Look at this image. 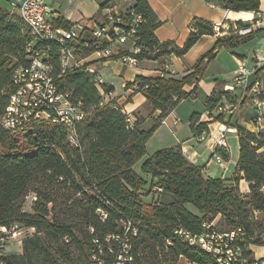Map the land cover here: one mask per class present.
<instances>
[{
	"label": "trees",
	"instance_id": "16d2710c",
	"mask_svg": "<svg viewBox=\"0 0 264 264\" xmlns=\"http://www.w3.org/2000/svg\"><path fill=\"white\" fill-rule=\"evenodd\" d=\"M213 1L225 11L260 14L258 0ZM110 2L101 4L100 10L111 6ZM131 9L141 18L134 42L140 48L134 55L138 62L158 61L164 65L170 56L183 57L202 36L217 35L213 24L193 19L182 47L173 41L160 43L154 31L161 22L148 0H135ZM255 21H237L235 34L217 37L190 74L135 77L127 85L138 83L137 91L153 111L159 112L147 131L137 121L129 123L122 107H99V91L92 75L86 72V65L56 77L59 91L68 93L70 101L79 104L84 113L75 126V141L70 143L69 131L50 122L36 123L22 137L2 127L1 117L14 92L12 73L28 65L25 46L29 40L16 13L0 7V227L16 224L18 229L33 231L21 240V254H1L0 264H178L180 259L189 264H215L210 255L190 246L175 232L184 230L199 235L204 231L203 225L216 219L214 229L219 223L225 228L219 232L242 231L244 240L237 244L246 257L252 255L249 246H264L260 239H253L256 234H264V223L255 217L264 215V133L238 127L230 121L234 114L216 112L223 101L235 103L238 99L241 110L250 103L247 94L233 96L230 92L213 91L205 100L209 114L215 113L213 121L236 129L238 159L232 179L205 176L202 167L190 162L178 145L143 159L146 143L160 122L181 101L195 96L205 66L217 51L250 39L256 31L246 36L237 35V31ZM54 26L64 30L72 27L61 17L54 19ZM88 38L89 33L85 32L73 44L77 57L93 53L91 43L84 46ZM50 56L52 74L57 76L55 44H50ZM121 56L132 54L123 52L105 61ZM262 76L264 67L254 78L260 80ZM190 86L191 91L185 92L184 88ZM105 91L113 89L105 87ZM206 126L207 123L199 124L194 135L206 132ZM218 152L227 160V152ZM141 160L136 171L134 167ZM239 180L247 183V193H240ZM29 195L35 200L31 213H24L22 208Z\"/></svg>",
	"mask_w": 264,
	"mask_h": 264
},
{
	"label": "built area",
	"instance_id": "2783aa9c",
	"mask_svg": "<svg viewBox=\"0 0 264 264\" xmlns=\"http://www.w3.org/2000/svg\"><path fill=\"white\" fill-rule=\"evenodd\" d=\"M123 1L127 4L124 9L115 4L103 9L104 15L101 22L91 30L86 29L83 25H75L68 30L56 28L54 26L55 18L52 10L46 4V0H26L10 10L16 13L22 23L23 33L29 40L25 46V57L28 65L13 70L11 82L14 92L9 95L1 117V125L4 129L13 135L22 137L36 123L50 122L65 127L70 133V143H74L75 126L84 118V113L79 104L70 101L68 93L63 94L59 91L55 79L75 68L84 67L85 64L77 60L73 44L79 41L85 32L89 33V38L88 41L84 40V46L87 47L88 44H92L93 53L91 56H94L97 61H105L111 57L112 48L131 43V50L128 53L132 56H121L120 60L127 67H137L138 60L134 55L140 52V48L135 47L134 42L137 40L136 33L141 18L134 14L131 9L135 0ZM210 6L214 7L213 5ZM253 24L239 29L237 35L251 34L254 31ZM220 28H222L220 23L213 24V30L217 35ZM50 44L56 45L59 59V74L57 76L52 74ZM171 68L170 65L164 64L159 71V77L173 74ZM85 70L92 75L99 91V107L116 106L113 91H105L106 84L96 71L88 66ZM250 76L251 74L245 67L239 64L235 72L234 87L230 92L236 90L240 91L242 96L247 94L249 104L258 113L257 121L264 126V91L259 80H255L249 87L247 86ZM138 87V83H133L129 92L139 93ZM146 88L147 86H143V89ZM194 98L195 96L192 97V99ZM240 103V99L235 103L223 101L216 108V112L235 114L240 109ZM122 110L127 115L128 122L131 123V114L124 111V107ZM179 122L177 117L173 118V126ZM160 124L165 125V119ZM207 130V133L203 132L200 136H195L194 139L198 142H206L207 148L213 154V161L222 165L223 158L218 151L229 153L225 135L234 134L236 130L221 122H218L216 128L213 129L216 133L214 137L212 131ZM31 199L34 201L35 197L32 196ZM214 222L203 225L204 231L199 235H192L184 230H178L175 234L186 240L190 246H197L210 255L215 264H264V255H254V252L250 250L251 257L245 256L244 250L237 244L244 240V234L240 229L219 232L214 229ZM17 229L18 225L16 224L10 228L0 227V255L4 254L5 248L16 237Z\"/></svg>",
	"mask_w": 264,
	"mask_h": 264
},
{
	"label": "crops",
	"instance_id": "0c3cea01",
	"mask_svg": "<svg viewBox=\"0 0 264 264\" xmlns=\"http://www.w3.org/2000/svg\"><path fill=\"white\" fill-rule=\"evenodd\" d=\"M25 1L26 0H0V6H4L6 9L11 10L13 9V7H17ZM106 1L107 0H46V4L52 10L54 18L61 17L62 19L68 21L72 26L83 25L86 29L91 30L101 22L104 11L100 10V5L105 3ZM111 1L112 2L110 3L115 4L121 9H124L127 6V4L123 0ZM258 1L260 3V14L255 16L254 13L251 12L225 11L213 0H148L150 8L156 15L158 21L161 22V25L154 31V35L160 43L173 41L176 46L182 47L187 39L190 24L193 19H202L210 22L211 24L220 23V26L223 29V34L216 36L205 35L199 38L196 44L183 57H168L165 62L169 61L170 66L172 67L171 70L173 71V75L175 77H183L190 74L192 72V67L196 63V61L212 49L217 37L228 35V33L235 34L237 21H242L245 24H249L250 21L255 18L256 21L252 25V28L254 31H257V33L262 32V30H264V0ZM210 5H213L214 7H211ZM253 38H255V34H253V36L245 42ZM240 44H238L234 48L219 49L214 59L205 66V70L201 79L197 83L196 87L194 86L195 98L201 97L203 99L200 110H191V112L189 113V117L185 123H181L180 120V122L176 126H173V118L177 117L175 115V110L180 105V103H182L181 101L177 105V107L165 118V125L160 124L158 126L151 138L146 143V147L148 144L152 143L155 145L156 152L178 145L181 147L183 155L190 162L197 165L202 163L201 167L205 176L219 178V176L216 175L222 174L221 169L214 165L215 162L213 161V154L207 148L206 142H198L194 139V128L199 124L207 123L205 133H207V129H210L212 131L213 137L216 135L215 130L213 131V129L216 128L218 122L213 121L212 116L215 115V113L212 112L211 114H209V112L206 110L205 100L211 95L213 91L230 92L232 90L235 82V72L237 70V65L241 62V57L232 53L233 57L228 58L230 59L231 63V66L229 67V74L232 75L230 83L215 80L214 78L218 76H212L211 79H208L209 77L205 76V71L207 67L218 62L221 53L224 50L233 51ZM129 50H131V43H128L126 46H116L112 48V56H117L123 51L128 52ZM90 59L91 61H96L97 63L92 64V66L87 65L86 61ZM262 59L259 61L256 60L254 69L252 71H248L251 74L247 82L248 87L255 81L254 74L264 67V57ZM77 60L82 64H85L86 66L94 69L103 81L104 79L101 75L102 68H110V71L114 75H118L119 73L126 71L130 72L129 75L126 74V78L121 85L122 92L118 93L115 88L109 84H106V87L113 89L114 97L117 98L116 104H118L120 107H124V111H126L128 114H131L132 122H139L142 130L147 131L154 125V120L158 117L159 112L152 110V108L146 101V98L141 93H130L129 88L131 86L127 85L132 83L135 77H158L161 65L163 63H160L158 61L144 60L138 62L136 68H130L123 65L120 58H118L117 60L98 63L99 61H97L94 56L90 55L88 57ZM262 81L264 87L263 76L260 82ZM191 89V86L186 87L184 88V91L189 92L191 91ZM232 94L233 96H236V94L239 95L241 94V92L234 90ZM233 116H236L235 122L238 127L249 130L251 132H254V130H260V132L264 133V126L259 125L258 122L254 123V121H257L258 113L251 108L250 104H247L244 108H242L241 111H239L238 113L236 112ZM194 123L195 125L192 127V124ZM149 156L146 154L143 159L148 158ZM237 159L238 154L235 158H231L228 153L227 160L223 159V168L224 170L226 169V171L223 172L225 173V175H227V173L229 172H232L231 176L229 178L221 177L219 179L230 180L236 176ZM142 160L139 162V166ZM238 187L241 194L248 192V185L244 182V180H239ZM217 220L218 219H216V221ZM12 246H7L5 248V251L6 249H12ZM252 247L257 246H250L249 249L253 251ZM18 248L19 249L15 254H21V242L20 245H18ZM256 254L257 256H262L264 255V251H259ZM178 264L189 263H187L183 259H180Z\"/></svg>",
	"mask_w": 264,
	"mask_h": 264
},
{
	"label": "rangeland",
	"instance_id": "374dc122",
	"mask_svg": "<svg viewBox=\"0 0 264 264\" xmlns=\"http://www.w3.org/2000/svg\"><path fill=\"white\" fill-rule=\"evenodd\" d=\"M0 7L5 8L4 6L3 7L0 6ZM256 33H257V31L254 32L255 38H253V39H251L245 43L240 44L233 51L224 50L221 53V56H220L218 62L214 65H210L209 67H207V69L205 71V76L209 77L208 79H211L212 76H218L214 79L218 80V81L230 83L232 75L229 74L230 73L229 67L231 66V63H230V59H228V58H232L233 54L241 57V62L239 64L243 65L247 71H252L254 69V65L256 63V60L259 61L264 57V30H262V32H260V33H257V34ZM77 59H82V57H77ZM86 62H87V65H90V66H92V64L97 63L96 61H91V59L87 60ZM102 62H104V61L102 60V61H99L98 63H102ZM165 64L170 65L169 61H166ZM239 64L237 65V68L239 67ZM161 67H163V65H161ZM127 72L128 71L121 72L118 75H114L110 71V68H102L101 69V75L104 79L105 84H109V85L113 86L118 93L122 92L121 85L124 82V79L126 78L125 77L126 74H128V75L130 74V72H128V73ZM260 80H261V78H260ZM260 83L262 85V88H264L263 87V81ZM236 95H238V94H236ZM116 100H117V98L114 97L115 103H117ZM202 103H203V99L201 97H198L195 99H191V98L186 99V100L182 101V103H180V105L176 108L175 115L177 116V118L179 120H181V123H185L189 117V113L191 112V110H193V109L194 110H200ZM116 105H118V104H116ZM251 108L254 109L253 107H251ZM241 110H238V112ZM231 121H232V123H234L236 121V116H232ZM258 124L261 125L260 122H258ZM259 131L254 130V133H258ZM225 137H226V143L228 146L229 155L231 158H235L238 154L237 135L235 133L234 134H226ZM155 150H156L155 145L150 143L146 147V154L149 156V155L153 154V152H155ZM214 165H216L217 167H219V169H221L222 174L216 175V176H219V178H221V177L222 178H225V177L229 178L231 176L232 172H229V173L226 172L227 175H225V173L223 172V171H226V169L224 170V168H223L224 161L222 162V165H218L215 163H214ZM199 166L201 167L202 163L199 164ZM135 168H136V171H139V163L137 164V166H135ZM230 170H231V167H230ZM31 198H32V195H29L25 199V203H24L23 208H22V211L24 213H31V204H32ZM255 217L257 218L258 221H262L261 223H264V215L256 214ZM216 222L217 221H215L214 223H216ZM217 228H215V230H217V231H219V229H221V230L225 229L223 226L220 225V223L218 224ZM32 232L33 231L31 229H26V228L17 229L16 237L14 238V240H12V242L10 244H8V246L13 245L12 246L13 248L10 250L6 249L7 252L5 251L4 254L5 255L15 254L17 252V250L19 249L18 245H20L21 240L25 236L32 234ZM257 238L260 239L261 243H264V234H256L253 237V239H257ZM262 247L264 248V246H262ZM262 247H252V249L254 251V255H256V253L259 251H264V249H262Z\"/></svg>",
	"mask_w": 264,
	"mask_h": 264
}]
</instances>
